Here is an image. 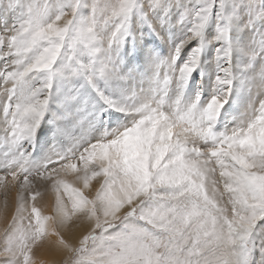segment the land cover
Segmentation results:
<instances>
[{
	"label": "snow or ice",
	"instance_id": "6c2138e0",
	"mask_svg": "<svg viewBox=\"0 0 264 264\" xmlns=\"http://www.w3.org/2000/svg\"><path fill=\"white\" fill-rule=\"evenodd\" d=\"M12 189L0 264H264V0H0Z\"/></svg>",
	"mask_w": 264,
	"mask_h": 264
},
{
	"label": "bare ground",
	"instance_id": "6f19581e",
	"mask_svg": "<svg viewBox=\"0 0 264 264\" xmlns=\"http://www.w3.org/2000/svg\"><path fill=\"white\" fill-rule=\"evenodd\" d=\"M69 180H71V177H69ZM14 199H15V189H12L9 194V208L10 206H14ZM38 204L42 207V212L45 215L51 214V207L54 202V197L51 195V193H45L42 198L38 197ZM3 206V195L0 194V210H2ZM10 220V210H7V213L4 214L2 211H0V233L2 229H5V224L7 223V220ZM41 259L47 260L50 259V257L46 254L42 255L40 257Z\"/></svg>",
	"mask_w": 264,
	"mask_h": 264
},
{
	"label": "rangeland",
	"instance_id": "374dc122",
	"mask_svg": "<svg viewBox=\"0 0 264 264\" xmlns=\"http://www.w3.org/2000/svg\"><path fill=\"white\" fill-rule=\"evenodd\" d=\"M217 176H218V173H217ZM92 185H93V191H94V189H95V187H98V185L96 184V182L95 181H93L92 182ZM38 206L41 208V210H42V207H41V205L40 204H38ZM8 210H10V219H11V213H12V211L14 210V206L12 207V206H10V208L8 209ZM43 213V212H42ZM44 214V213H43ZM45 215V214H44ZM9 221V219L7 220V222ZM7 226V223L5 224V227ZM4 230L2 229V231H1V233L3 232Z\"/></svg>",
	"mask_w": 264,
	"mask_h": 264
}]
</instances>
